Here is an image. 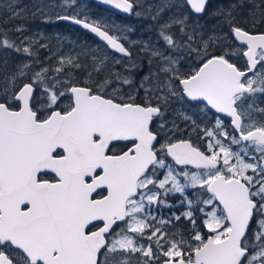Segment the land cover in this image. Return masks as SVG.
<instances>
[{"label": "water", "instance_id": "95a60500", "mask_svg": "<svg viewBox=\"0 0 264 264\" xmlns=\"http://www.w3.org/2000/svg\"><path fill=\"white\" fill-rule=\"evenodd\" d=\"M89 1L124 17L133 9L127 0ZM185 1L195 16L203 15L209 6V0ZM59 21L83 31L118 57H131L120 40L97 25L68 16ZM235 40L247 48V72L239 73L233 65L215 57L182 83L189 99L209 104L219 115H224L221 109L234 96L238 82L257 69L256 53L264 51V34L237 30ZM70 94L73 110L67 114L55 111L45 121H39L32 110L35 88L30 84L15 97L20 103L18 111L0 103V209L4 214L0 238L43 264H99L108 246L106 237L126 219L127 201L138 196V181L157 161L153 152L157 138L150 130L151 114L157 112L117 104L92 95L83 86L72 87ZM231 116L235 117V113ZM95 137L99 138L97 142ZM244 138L264 142V132L255 131ZM128 142H136L131 151L118 157L107 156L112 144ZM57 152L64 156L56 158ZM169 154L176 164L198 170H216L220 165L189 143L171 146ZM41 175H54L58 182H39ZM102 191L105 197L94 199ZM208 191L223 210L230 232L225 241L199 252L197 264H241L248 255L241 245L257 208L251 190L240 180L221 176L208 186ZM24 207H29L27 216L18 217L19 225L15 227L10 219ZM97 223L104 227L87 234ZM0 264L10 262L0 257Z\"/></svg>", "mask_w": 264, "mask_h": 264}, {"label": "flooded vegetation", "instance_id": "af4514ba", "mask_svg": "<svg viewBox=\"0 0 264 264\" xmlns=\"http://www.w3.org/2000/svg\"><path fill=\"white\" fill-rule=\"evenodd\" d=\"M81 1L82 4H92L96 7L98 13L94 15V18H101L107 20L102 21V23L100 24H95L91 21L89 22L104 29L106 32H108L114 37H116V29L121 30L123 32L128 31V29H125L127 28V26L124 27L123 24L118 23L119 21H117L116 15L119 14L105 10L93 4L89 0ZM127 1L134 6V0ZM151 1L155 6L167 5V3H169L170 5H173L175 3V5L177 6L180 5L179 3H184L187 6L185 0ZM229 3L239 4V0H209V5H221ZM179 13L181 15L183 14L182 12ZM194 18L198 17L195 16ZM118 24H120V27L117 26ZM97 47L100 49L107 48L105 45L98 41ZM239 47L241 50L238 52L241 53L240 56L237 58L234 56L209 55L203 61L201 60L202 65H200L196 72H190L188 73L187 77L179 79L178 81H166L172 85L171 90L165 86L162 91H158V93L156 94L147 93L120 96H104L105 98L111 99L117 104L123 106H141L145 109L156 110L157 114H151L152 117L150 123V130L157 138L156 143L153 147V152L157 158V161L154 166L149 170V172L138 181V196L136 198H131L127 201L126 219L123 222L117 224L106 237L108 247L100 255L99 264H150L151 261H154L153 264H164L166 262H184L185 264H197V254L201 252L206 246L209 247L210 244L214 246V244L223 242L227 239L230 229L226 236L222 238H216L214 232L208 228L207 211L211 207L207 206L204 203H201V201H199L197 197L199 195H202V197H204L206 200L205 202H207L208 199L215 200L214 196L209 193L208 186L216 178L221 176H224L225 178H227V180L237 179L244 183H246L247 181L238 175H230L228 173L223 172V162L218 157H215L213 155L214 153L209 150L210 145L207 139H204L201 136L198 128L200 127L201 129H206L207 133H211V131H213L219 137L225 134L226 136L224 140L226 141H228L226 138L227 136L236 137L241 144H252L256 147H259L261 152L259 150L258 152H256V154L259 155L263 153L264 155L263 141L259 139L246 140L244 138V136L255 131L264 132V127L261 126L253 128L251 130H246V117L250 109L249 106L251 103V96L255 94L256 89L261 85L264 88V82L262 83L261 81L263 77H261L262 79H256L255 76L258 72V69L264 67V51L261 49L256 53V60L258 62L257 70L248 75L247 77H244L240 82H238L234 90V96L232 97V99L228 100L227 103H225V106L222 107L221 110L223 111L224 115H219L214 112L212 107L207 103L189 99L185 94L182 83L186 82L184 80L190 79L194 75H196L205 63L215 57L222 58L227 61L230 65H233L239 73L247 72L249 70V62L246 58L247 48L241 46ZM185 55L187 56L186 53L183 56ZM230 57L232 58L231 61ZM194 59L195 58L193 57L190 60ZM46 74L52 73H45V75ZM257 81H261V83H258ZM25 85L27 84H24L18 87V89H16L15 97L19 90ZM30 85L35 88L36 95L38 92V86L31 83ZM94 94L96 93L92 91V95ZM262 94V96H264V91L262 92ZM15 97L13 102L15 106L14 108L10 107L7 103L3 104H6L10 110L18 111L20 109V103L16 101ZM69 97L70 98L68 102L70 103L68 104V106H56L54 108L49 109L50 114L48 118L55 111H59L61 114H67L71 112L74 108V103L71 94L69 95ZM118 97H120L121 99L123 98L124 101H119ZM10 104L13 106L11 102ZM34 108L35 105L34 102H32L33 111ZM34 112L36 113V111ZM233 113H235V117L231 116ZM37 115L39 121H45L46 119H48L46 117L42 118L39 112ZM234 123L236 126H234ZM98 140V137L94 138V142H97ZM179 143H189L192 148L199 150L207 157L218 161L220 163L218 169L198 170L191 166H182L176 164L170 157L169 148ZM135 145L136 142L114 143L111 145L107 156H121L124 153L131 151ZM180 152L184 153L186 151ZM63 156V152H57L55 154L56 158H61ZM263 161L264 159L262 157L258 158L257 160V162L259 163ZM157 172L158 175H156ZM205 174H211L209 175L210 181L208 184L195 186L194 188L190 189L183 187V191H177V184L171 181L166 184H163L162 187L159 188L153 187L154 185L145 186L146 181L153 178L160 179L161 182H164V180L171 175L175 179L176 177L182 175L194 177ZM257 178L260 180V182H263L264 173L258 174ZM39 182L57 183L58 179L54 175H41L39 177ZM87 182H90V180H87ZM182 182H184V178H182ZM247 186L251 189L252 194V188L248 184ZM1 190L2 189L0 187V192ZM155 192L158 193L160 198V200L158 201L159 205L151 206L150 214H155V216L153 218L150 217L145 224L143 223L142 226L136 228L137 230L134 231L132 224H134L135 221L143 220V218L145 219L144 212L147 211V206L141 204L142 197L145 194H152ZM105 195V191L99 192L94 197V199H102L103 197H105ZM254 200L256 201V199ZM165 203L169 205H164ZM256 203L258 208V202L256 201ZM28 211L29 207H24L22 209H19V211H15V215L10 219L12 220L11 224H14L15 227H17L19 225L18 217L26 215ZM2 216H4V214L3 211L0 209V223L2 221ZM255 219L256 217H254L253 223ZM72 220L77 219L73 218ZM11 227H13V225ZM103 227L104 224L97 223L87 230V234H91L95 231H98ZM251 228L249 232L252 230ZM249 232L241 245L242 249L248 252L247 257L242 261L241 264H264V257L261 258V260L259 261L253 260L254 258H256V256H259L258 253L260 249L257 246L258 238H249ZM15 234L16 233L14 232V234L12 235ZM128 235L141 236L143 238H141L143 240V243L137 244L135 246L136 250L132 251L131 253H129V251H121L122 249H118L119 252L116 251V253H106L110 246V243H112L113 240L118 237L122 238ZM206 255H208V253H206ZM0 257L6 258L7 262H10V264H43V262L37 258L35 260H31L20 249L16 248L11 242H7L5 239L1 238Z\"/></svg>", "mask_w": 264, "mask_h": 264}, {"label": "rangeland", "instance_id": "374dc122", "mask_svg": "<svg viewBox=\"0 0 264 264\" xmlns=\"http://www.w3.org/2000/svg\"><path fill=\"white\" fill-rule=\"evenodd\" d=\"M148 4V8L156 7L151 0H143ZM173 2V1H172ZM245 2L243 5H254L247 4ZM264 1H260V4L256 5H264L262 4ZM180 5H161L163 9H157V14L154 16V20L158 19V33H151L156 40L155 45H158L152 54L153 58H157V64L155 61H150L149 72L147 74L148 77L156 78L158 81H154L158 83L157 87H152L153 91H162L166 86L170 90L172 89V85L166 81H178L179 79H183L188 76L190 72H196L200 66L198 63H202L206 57H208L214 50L222 51L225 56H234L239 57L241 52L240 47L234 41V38L231 36V32L222 27V30H214L212 28V19L208 18L207 20H202L198 18H192L191 14L186 12L182 3ZM214 6H218L219 4H213ZM242 5V6H243ZM86 4H82L81 0H66L62 3V10H58V8H53L54 6L49 7V13L56 12V21L59 22L60 17L68 16L75 18H83L88 21H91L95 24H100L102 21H107L105 19H96L93 15H90L88 12L85 16L82 15L81 11L85 8ZM222 6H225L224 4ZM211 8V7H210ZM217 8V7H215ZM63 11V12H61ZM179 12H182L181 15ZM52 14L49 15V19L52 18ZM77 14V16L75 15ZM164 14V16H162ZM208 16H213V12L208 13ZM223 17V16H222ZM251 19L255 20L250 12ZM231 19L227 17L223 18V22L227 25ZM241 21L246 23L247 16L241 14ZM259 23V22H257ZM120 27V24L117 25ZM172 27H178L174 33H166ZM225 27V26H224ZM126 29V28H125ZM127 29L130 31V24L127 25ZM128 31L117 30L115 32V36L117 39L126 41L127 47L129 49L133 48L136 45V41L131 39L128 36ZM178 37L174 36L176 34ZM158 35V37H157ZM177 39H175L174 37ZM42 37V35H41ZM59 42L70 45L72 50H81L78 48L77 41L66 33L59 34L58 36ZM22 42H27L26 39H22ZM143 43V48L151 51L153 45L149 41L140 42ZM82 47V45H81ZM97 47V46H96ZM93 47L92 51L97 52L99 55L98 58H102L103 54L98 49ZM61 50V49H60ZM60 50H56L55 52L49 51V55L47 57L46 62H48V68L44 65V61H41L37 65V69L34 72V79L31 81V84L38 86V92L35 95L33 100L35 108L34 111L38 114H41L42 118H48L50 112L49 109L54 108L56 106H68L70 102L69 100V90L71 87V81L68 79H60L58 66L60 62L64 65L66 62H70L72 57L77 58L80 61L81 54H84V50L82 53L75 51L71 52L69 49H65L60 52ZM52 52V54H51ZM187 56H183L184 54ZM192 53V54H191ZM107 58L110 59L113 66L118 63H123L124 67H130L131 64L127 63V60L116 57L115 55L108 54ZM194 60H190L192 58ZM8 56L4 55L0 57V97H3L8 102L13 103L14 97L16 94V89L24 84H30L28 81L22 82L20 79L26 78L29 74L28 69L31 67V63L28 59L25 62H20L16 59L13 62L8 60ZM205 62V61H204ZM81 67V64H78ZM60 67V66H59ZM133 67H140V64H135ZM62 68V67H61ZM64 69H62V73ZM45 73H52L46 74ZM256 79L263 77L261 80L264 82V67L258 69L257 74L255 75ZM33 77V76H32ZM254 81V80H252ZM261 81H257L261 83ZM146 82V81H143ZM74 87V86H73ZM101 90H104V87H101ZM117 86L114 82H111V87L108 90L113 95H116ZM132 89H129L130 93H126L125 95L135 94L132 92ZM264 88L262 85L256 89L254 95L251 96L250 109L246 117L247 128L246 130H251L258 126L264 127V96H262V92ZM154 94V93H153ZM116 96H120L119 94ZM120 98V97H118ZM199 133L204 139H207L210 147L209 150L213 152L215 157L221 159L224 165L223 172L228 174L238 175L244 178L247 184L252 188V196L258 202L257 208V218L255 223V228L253 230L254 237L258 238V242L261 237V233L264 234V181L260 182L257 178L258 174L264 173V161L257 162L258 158H263V153L257 155L256 152L260 150L259 147H256L252 144H241L240 141L236 137H226L228 141L224 140L225 134L222 136H217L213 131L211 133H207L206 129L198 128ZM261 152V150H260ZM158 175V172L156 173ZM211 174L198 175L194 177H189L188 175H182L179 177L168 176L164 182H161L160 179H149L146 181L145 186L154 185L153 187H162L163 184L168 182H173L177 184V191H183V187L187 189L194 188L195 186L206 185L210 181ZM182 178H184V182H182ZM147 191V190H145ZM201 203L206 204L211 207L207 211L208 220L207 226L210 230L214 232L216 238H222L226 236L229 231L228 222L226 216L224 215L222 209L218 206L214 199H208L205 202V198L202 195L197 197ZM159 195L158 193H148L145 194L141 199V204L147 206V213L144 212L143 220L135 221L132 224L133 230L136 231L138 227L145 224L148 219L153 218L155 214H150L151 206L159 205ZM164 205H169L165 203ZM141 236L128 235L122 238H116L110 243V246L106 253L112 254L116 253L118 249H122L121 251H132L136 250V245L143 243V238ZM257 242V246L259 247ZM119 252V251H118ZM259 256H256L253 260L259 261L264 257V249L260 248ZM105 258V257H104ZM154 261H151L150 264H153ZM148 264V263H143Z\"/></svg>", "mask_w": 264, "mask_h": 264}, {"label": "trees", "instance_id": "16d2710c", "mask_svg": "<svg viewBox=\"0 0 264 264\" xmlns=\"http://www.w3.org/2000/svg\"><path fill=\"white\" fill-rule=\"evenodd\" d=\"M66 0H0V57L7 55L10 62L18 59L20 62H25L27 59L31 63V67L28 69L29 74L26 78L20 79V81L31 83L34 79V72L38 68L37 65L41 61H44L43 66L48 68L47 57L49 51L69 49V51H77L81 54L80 61L77 58L72 57L70 62L57 64L60 79H68L71 81V86H84L91 89L94 93L103 96H113L108 90L111 87V82L117 86L116 95H125L130 93L129 89H132L135 94H156L158 91H153L152 87H157L158 81L156 78L148 77L150 61H155L157 64V58H153V52L161 47L155 45L156 40L151 33H158V19L154 20V16L157 14V9H163L160 6L148 8V4L143 0H134L133 13L130 17L125 18L119 15L117 16L118 23L123 24L126 27L130 24L131 29L128 30V36L135 40L136 45L130 49L131 58L127 60V63L131 64L130 67H124L123 63H118L113 66L110 59L106 55L111 54L107 48L98 49L97 42L90 36L83 33L81 30L73 28L65 23L56 21V12L49 13V7L58 8L62 10V3ZM261 0H239V4H224L225 6L209 5L205 14L198 19L207 20L212 19V28L214 30H222V27L231 32L232 38H234V32L236 30H244L248 33H264V5L260 4ZM264 1V0H262ZM264 4V3H262ZM186 12H189L188 7L182 4ZM243 5V6H242ZM211 7V8H210ZM217 7V8H215ZM63 12V11H61ZM90 15H96L97 9L92 4H86L85 8L81 11L82 15L87 13ZM213 12V16H208V13ZM250 12L255 20L251 19ZM190 13V12H189ZM52 14V18L49 19V15ZM241 14H246V23L241 21ZM77 16V14H75ZM164 16V14L162 15ZM192 18L194 17L191 14ZM223 16V17H222ZM227 17L231 21L225 25L223 18ZM259 22V23H257ZM225 26V27H224ZM127 29V28H126ZM178 27L170 28L169 32L174 33ZM66 33L71 35L76 41L78 48L81 50H72L70 45H66L59 42V34ZM176 34V33H175ZM42 35V37H41ZM178 37V35H174ZM173 36V37H174ZM26 39L27 42H22V39ZM158 37V35H157ZM174 37L175 39H177ZM149 41L153 48L148 51L143 48V43L140 42ZM127 45L126 41H123ZM82 45V47H81ZM96 47L102 52L103 57L98 58V54L92 51V48ZM52 54V52H51ZM210 55L225 56L222 51L214 50ZM232 58L230 57V61ZM81 64V67L78 66ZM135 64H140V67H133ZM202 65L199 63L198 66ZM62 67V68H61ZM62 69L64 72L62 73ZM33 76V77H32ZM146 81V82H143ZM104 90H101V87ZM119 101L124 99L119 98ZM0 102L7 103L10 107H15L3 97H0ZM257 218V214H256ZM255 222L253 223L252 230L249 232V238L254 237L253 230L255 228ZM259 249H264V234L261 233L260 240L258 242Z\"/></svg>", "mask_w": 264, "mask_h": 264}]
</instances>
